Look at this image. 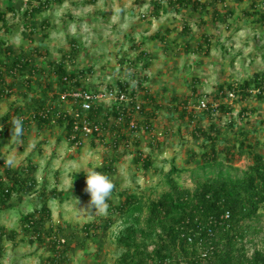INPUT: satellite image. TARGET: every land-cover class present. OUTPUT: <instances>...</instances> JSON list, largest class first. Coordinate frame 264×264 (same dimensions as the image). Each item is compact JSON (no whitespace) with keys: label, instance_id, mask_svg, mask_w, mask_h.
<instances>
[{"label":"rangeland","instance_id":"rangeland-1","mask_svg":"<svg viewBox=\"0 0 264 264\" xmlns=\"http://www.w3.org/2000/svg\"><path fill=\"white\" fill-rule=\"evenodd\" d=\"M90 1L63 0L27 16L25 10L31 5L38 7V0H0V10L9 7L15 10L6 15L9 29L1 27L0 21V40L3 38L7 47L14 51L32 52L36 66L41 69V74L34 76L28 84V71L7 75L6 66L2 68L5 80L0 77V89L4 90L0 97V130L7 129L8 133L0 137V159L14 153L16 166L12 169L26 168L31 162L36 168L29 174L30 178H36V190L45 187L47 192L52 189L62 192L48 203L52 224L62 227L59 237L63 242L65 240V245L61 252L68 245V251L60 257L61 264H117L121 254L116 244L120 220L116 213L110 215L108 210L105 215L94 214V209L93 213L83 210L90 200L85 191L86 173L83 170L76 172L109 162L114 151L105 146L108 139L102 142L98 138H86L82 146L73 147L65 137L63 126L54 122L38 127L33 120L34 107L42 103L47 108L53 104L62 112L70 110L69 104L54 100L52 89H44L49 82L59 91L57 76L49 72L50 61L57 63L66 56L64 63L68 71L92 68L93 72L86 73L84 81L90 89H95L125 81L131 75L126 74L123 58L134 59L141 50L148 53L149 68L146 72L138 70L137 78L142 80L148 75L144 85L148 93L140 96H147L143 98L146 108L151 106V110L156 111V116L148 121L154 129L150 136L145 135L141 128L146 125V118L135 113L139 131L124 129V132L129 136L127 149L131 151L138 139L144 152L151 153L152 166L148 171L143 169L134 163L131 153L124 154L125 148L120 146L118 154L121 158L111 178L115 190L128 189L144 195L145 199H156L169 189L168 176L173 166L178 171L171 179L191 189L204 175L219 170V167L203 169L200 159L195 161L198 165L188 162L190 151H200L204 139L196 140L190 134L193 125L187 119H179L172 106L188 98V108L194 110L195 118L204 128H209L217 118L211 120L206 111L199 108L200 102H213L222 83L243 81L255 73H264V24L256 21L258 17L254 14L260 8L264 11V0H258V3L257 0H226L213 5L210 3L214 0H201L208 4V9L201 8L196 13H191L190 7L170 5V0ZM155 2L161 7L157 9ZM253 2L257 4L256 8L251 7ZM217 8L221 17L228 10H232V16L225 22H218V17L213 14ZM246 10L249 13L245 14ZM156 11H159L158 16ZM187 23H191V28L185 32ZM202 33H206L209 43L205 42ZM155 34L164 36L165 40L154 38ZM135 45L140 48H134ZM39 47L41 54L35 52ZM2 51L0 41V57L9 64V55ZM12 81L15 85L8 87ZM194 86L198 94L193 93ZM234 105L233 115H225L218 122L225 136L232 138L239 130L253 129L256 132L254 140L259 143L256 150L263 153L264 124L260 120H264V100L253 96L244 104ZM243 107L248 109V114L240 117ZM15 108H22L24 114L19 116L29 122L19 145L11 141L12 124L3 119L8 113L12 115ZM247 119L253 125L247 123ZM152 136H157L159 141L154 149L149 146ZM251 163L245 154L235 163H226L222 170L234 177L242 176ZM111 198L118 202L114 194ZM9 203L12 208L5 207L0 212V228L7 232L0 243V264H45L52 255L49 238L42 242L32 239L35 243H31V235L20 221L23 214L33 211L36 206L40 208V194L36 191L22 197L15 195ZM109 216L116 220L110 229L98 236L85 237V224H101ZM258 226L263 231L253 242L247 243L251 250L263 247L264 214Z\"/></svg>","mask_w":264,"mask_h":264},{"label":"trees","instance_id":"trees-1","mask_svg":"<svg viewBox=\"0 0 264 264\" xmlns=\"http://www.w3.org/2000/svg\"><path fill=\"white\" fill-rule=\"evenodd\" d=\"M38 1L40 2L39 6L30 4L31 6L25 10V15L31 16L42 9H49L53 4L63 0ZM96 1L98 0L90 2L95 3ZM225 1L214 0L210 5ZM256 2L258 3V0ZM155 5L157 9L161 7L157 2ZM170 5L190 7L191 13H196L201 8L208 9V4L201 0H170ZM256 5L253 2L251 7L256 8ZM8 11L15 12L13 7H9L8 10H0L1 27L7 29H9L6 19ZM155 13L157 16L159 15V11ZM247 13L249 10L245 11V14ZM213 14L218 17L216 19L218 22H225L228 16H232V10H228L221 17L217 8ZM254 14L258 17L255 20L264 24V11L260 8L255 10ZM190 28L191 23L184 25L185 32ZM202 37L205 42L209 43L206 33H202ZM154 38L165 40L164 36L159 34H155ZM0 41L4 54L9 55V60L11 59L8 64L0 57V77L3 80H5V74L14 75L17 72L28 71L30 76L26 81L30 84L34 76L41 74V69L36 66V58L31 54L32 52L14 51L9 46L7 47V42L3 38ZM133 47L140 48L136 45ZM40 49V47L37 48L35 52L41 54ZM72 50L74 52V49ZM149 58L150 56L145 50H141L134 59L128 56L123 58L122 63L131 73V76L124 81L127 86L131 87L132 82L136 81L139 90L143 91L148 75L143 76L141 80L137 78V73L138 70L145 72L148 70ZM64 61H66V56L64 60L57 63L50 61L49 66L51 67L49 72H53L58 78L59 91L49 82L46 83L44 89H52L54 100L62 104H69L71 110L67 109L62 112L53 104L47 108L45 103H42L40 106L34 107L33 120L38 127L57 122L65 128V137L71 143L70 137L74 124L72 114L73 111L79 110V104L71 98L62 99L61 94L66 91L89 90L90 85L84 81L87 78L85 74L93 71L92 68L86 71H68ZM5 66L6 73L4 74L2 68ZM14 83L12 81L8 87H13ZM135 90L133 88V91ZM192 90L194 94H198L196 86ZM147 93L148 91L145 95ZM231 93L234 95L233 98L230 97ZM3 95L4 90L0 89V97ZM253 96L264 100V73H255L251 78L243 81L222 83L213 102H208L207 108L202 109L206 111V115L211 120L217 118L216 121L211 122L209 128H204L201 121L195 118L194 110L188 108V98H183L172 106L173 110L177 111L179 119H187L188 123L193 125V128L189 130L190 134L196 140L201 137L204 139L200 151H190L188 162L198 165L195 161L200 159L203 169L219 167V170L204 175L202 180L196 182L195 188L191 189L182 187L171 179V175L178 171L173 166L168 176L169 189L162 192L156 199H145L144 195L128 189L124 191L114 189L112 194L117 196L118 202L114 198H110L108 212L110 215L116 213L120 220L116 244L121 249V254L117 264H264V241L262 248H254L251 257L248 256L249 249L247 248V243L253 242L256 236H259L263 231L258 224L264 214V212H260L264 209V152L258 153L256 150V145L259 143L254 140L256 138L255 130H239L230 138L225 136L226 134L218 124L225 115H233L234 103L244 104L248 98ZM143 98H147V96ZM151 98L153 101L152 96ZM19 114H24V111L22 108H15L12 115L8 113L3 119L11 123L12 118H21L25 129L26 123L29 124L28 119H24ZM140 114L146 118L145 121L148 124L143 132L150 136V132L154 128L152 122L148 121L150 117L156 116V111H152L151 106L147 109L144 104ZM247 114L248 109L243 107L239 114L240 117ZM121 115L124 120L119 122L118 118ZM87 117L91 120L96 118L103 120L100 140L105 142L108 139L105 146H110L114 151L113 157L108 163H103L101 167L95 168L97 171L112 178L117 169L116 163L121 158V154H118L120 146H124V154L131 153L134 163L141 165L147 171L150 169L152 166L151 153L144 152L138 139L133 143L134 150L127 149L129 136L124 132V129L132 131L130 123L135 117L131 111L118 110L115 105L107 108L99 106L90 111ZM247 123L253 125L249 119H247ZM260 123L264 124V120H260ZM7 133V129H1L0 137ZM150 139V148H156L159 142L158 137L152 136ZM245 154L250 157L252 163L242 176L234 177L222 170L226 163H235ZM35 168L30 162L26 168L12 169L5 166L4 160L0 159V212L5 207L12 208L9 202L15 195L22 197L37 191L41 199L40 208L36 206L33 211L23 214L20 221L24 230L31 235V243H35L32 239L42 242L47 237L49 238L52 244V255L45 264H61L60 257L63 255L62 253L68 251V245L61 252V247L65 245V240L63 242L59 237L62 227L52 224V212L48 203L57 199L62 195V192H58L57 189L47 192L45 187L41 191L36 190V178L33 176L30 178L29 174L35 171ZM84 178L86 179V176ZM227 212L230 217L222 218ZM115 221L114 217L109 216L101 224L96 222L85 224L83 228L85 237L98 236L100 232L110 229ZM6 234L7 232L0 228V243ZM251 235L255 238H249ZM189 238H192L191 242Z\"/></svg>","mask_w":264,"mask_h":264},{"label":"built area","instance_id":"built-area-1","mask_svg":"<svg viewBox=\"0 0 264 264\" xmlns=\"http://www.w3.org/2000/svg\"><path fill=\"white\" fill-rule=\"evenodd\" d=\"M134 85L129 87L122 80L118 82L116 86L104 85L95 89L82 90V91H66L61 94L62 99L71 98L75 103L79 104V110L73 111V133L70 137V142L73 147H79L83 145L84 139L86 138H98L102 135L103 123L101 118H96L91 120L88 118V113L99 106L108 105L105 107L117 106L118 110H127L131 111V114L134 116L135 113H140L145 101L140 96L141 93H146L145 86L143 91L139 90L136 81H134ZM120 83V84H119ZM145 85V83H144ZM133 88L136 90L133 91ZM230 97L233 98L234 95L231 93ZM199 108L205 109L207 108V103L201 101L199 104ZM71 110V108H70ZM68 110V111H70ZM72 112V111H71ZM135 117V116H134ZM124 120L123 115L118 118L119 122ZM131 132L139 131V126L136 121L131 120ZM148 127V124L144 125L141 129L145 131ZM161 136L162 134H158ZM70 143V144H71ZM230 217L229 212L223 215L222 218L228 219ZM189 241H192V238H189ZM249 249L248 256L251 257L253 250Z\"/></svg>","mask_w":264,"mask_h":264},{"label":"clouds","instance_id":"clouds-1","mask_svg":"<svg viewBox=\"0 0 264 264\" xmlns=\"http://www.w3.org/2000/svg\"><path fill=\"white\" fill-rule=\"evenodd\" d=\"M126 74L130 75V70H126ZM134 85V81L132 82ZM13 125L11 132V141L22 144V137L24 133L23 121L21 118L14 117L11 119ZM4 165L7 167L16 166V156L14 153L2 157ZM83 170L86 173V188L85 191L90 195V200L86 210L88 213L105 215L109 207L108 200L112 197L115 184L113 180L105 173L97 171L95 168L79 169L76 172ZM78 203V200H77Z\"/></svg>","mask_w":264,"mask_h":264}]
</instances>
